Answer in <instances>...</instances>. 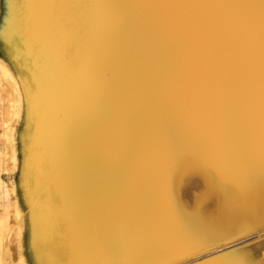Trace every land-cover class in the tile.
Listing matches in <instances>:
<instances>
[{
    "label": "snow or ice",
    "instance_id": "obj_1",
    "mask_svg": "<svg viewBox=\"0 0 264 264\" xmlns=\"http://www.w3.org/2000/svg\"><path fill=\"white\" fill-rule=\"evenodd\" d=\"M151 19L163 20L177 37L169 54L179 71L166 85L168 108L155 116L150 108L114 109L97 95L82 109V89L98 79L108 25L132 14L129 6L90 0H12L6 6L9 41L29 30L44 59L46 114L63 111L68 127L64 147L90 162L103 159L120 174L119 195L101 216L92 187L82 180L67 191L62 223L71 227L72 264H162L167 219L154 205L147 174L182 145L210 154L227 168L245 151L233 116V101L252 54L259 24L261 89L264 96V0H149L136 6ZM71 83L70 89L65 84ZM110 94V93H108ZM77 138L80 143L77 144ZM264 151V124H262ZM66 233L59 228L49 243L65 264ZM107 259H99L101 255Z\"/></svg>",
    "mask_w": 264,
    "mask_h": 264
},
{
    "label": "bare ground",
    "instance_id": "obj_2",
    "mask_svg": "<svg viewBox=\"0 0 264 264\" xmlns=\"http://www.w3.org/2000/svg\"><path fill=\"white\" fill-rule=\"evenodd\" d=\"M9 2L12 0H0V42L7 52L0 55V72L7 83L13 80L12 73L21 89L16 95L22 101L18 137L25 159L31 165L36 163L39 171L36 175L35 166L29 167L34 168L32 173L37 177H33L38 181L32 182L30 173L28 182H25L28 173L25 177L20 173L19 180L26 186L33 184L31 191L35 185L41 186L39 191L45 197L38 204L41 225L37 231L43 242L36 256L39 264H51L56 254L49 241L63 227L66 239L62 259L65 264H72L77 257L71 227L62 223L68 189L86 179L102 216L118 198L120 174L114 164L103 159L93 163L66 151L65 114L58 109L50 115L45 112L47 83L37 37L25 30L17 43L4 35L17 28L9 24L6 9ZM90 2L125 5L133 12L109 23L98 79L93 87L82 89V109L87 112L97 95L106 93L105 101L114 109L150 108L157 117L166 114V85L179 71L178 58L169 54L177 40L175 34L163 20L151 19L136 7L149 0ZM71 87L70 82L65 84V88ZM233 116L245 142V151L238 156L237 163L225 168L212 155L182 145L147 174L150 195L157 210L166 217L168 227L162 239L163 253L141 259H155L162 264H264V96L258 22L252 54L233 101ZM55 197L56 204H52ZM235 243L243 246L235 249ZM107 258L106 254L99 257Z\"/></svg>",
    "mask_w": 264,
    "mask_h": 264
},
{
    "label": "rangeland",
    "instance_id": "obj_3",
    "mask_svg": "<svg viewBox=\"0 0 264 264\" xmlns=\"http://www.w3.org/2000/svg\"><path fill=\"white\" fill-rule=\"evenodd\" d=\"M1 54H7L5 45L2 42H0ZM3 65L5 66V64ZM11 76L13 80H10V82H15L16 79L12 73ZM10 82L7 83L0 72V264H39L36 254L43 240L41 237L39 238V232L37 231L38 225H41L38 204L43 203L45 197H42L41 191H39V189L41 190V186L35 185V190L32 189L35 192L33 193L30 188L34 185L32 184L31 187L30 185L26 186L23 182H20L18 177L21 174L25 177L28 173L25 181L28 182L27 176L30 173L33 182V180H36L33 177L35 176L33 174L34 168L29 167L35 166L34 171L36 175L39 171L37 164L31 165L26 160L27 157L25 159L26 155L22 152V144L18 137L19 113L21 112L22 101L18 98L19 95L16 97L21 92V89H18L16 85L17 81L15 82V86L14 82L12 84ZM35 158L37 157L35 156ZM23 163L25 164V168ZM27 166L28 168L26 169ZM38 193L40 194L39 196ZM55 200L56 197L52 199V204ZM16 222L17 225L15 224ZM241 246L243 245L237 244L235 249Z\"/></svg>",
    "mask_w": 264,
    "mask_h": 264
}]
</instances>
